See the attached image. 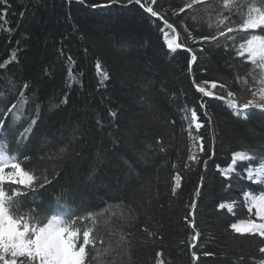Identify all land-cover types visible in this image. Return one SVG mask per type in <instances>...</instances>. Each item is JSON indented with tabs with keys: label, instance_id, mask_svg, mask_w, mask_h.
I'll return each mask as SVG.
<instances>
[{
	"label": "trees",
	"instance_id": "trees-1",
	"mask_svg": "<svg viewBox=\"0 0 264 264\" xmlns=\"http://www.w3.org/2000/svg\"><path fill=\"white\" fill-rule=\"evenodd\" d=\"M9 2L7 19L0 22V62L10 60L13 50L18 59L0 68V110L17 103L19 119L10 125L8 117L5 126L9 130L0 133V141L9 153L20 157L26 168L43 172L51 180L47 191L41 189L32 206L42 215L55 211L57 201L73 214L91 212L95 220L83 221L80 226L93 228L94 234L105 241L97 244L99 255L93 264H120L126 260L121 255L122 237L134 243L131 264H156L157 252L163 253L166 264H193V251L200 257L195 264H259L264 254L258 252V241L240 237L228 228L235 219L247 216L241 204V189L223 188V178L212 161L208 172L200 167L181 170L182 188L176 197L170 193L171 177L180 170L172 169L171 164H182L190 147L182 131V125L187 124L183 109L199 110L201 95L193 78L198 83L227 82L238 92V99H243L249 97L247 86L235 83V76L244 77L253 66L242 62L234 51L225 54L222 49H212L210 55L199 54V68L194 65L189 74L188 53L167 48L164 35L174 33L138 6L91 7L104 0H86L84 4L77 0L70 4L68 0ZM185 2L158 0L163 6L158 10L167 12L166 18L176 25L178 43L186 42L198 51L199 45L187 38L184 26L197 37L209 35L215 31L216 16L196 6V11L173 17L171 9ZM215 4L220 7V0ZM181 18L183 24L178 23ZM61 47L64 56L60 55ZM68 55L73 57L74 65L67 61ZM226 60L234 67H227ZM97 61L110 75L103 85L96 73ZM69 69L78 82L69 80ZM248 79L251 82V77ZM24 83L29 84L27 89ZM65 96L68 103H60ZM208 103L217 134L213 157L216 164L227 167L233 151L264 152V114L254 110L256 114L250 118H237L224 101ZM37 106V123L23 144L15 143L16 135L30 123ZM109 108L117 112L114 121L108 115ZM199 114L202 116V111ZM98 117L103 128L96 123ZM172 120L175 125L170 123ZM201 134L206 137V145H211L212 130L202 129ZM158 139L168 151L154 155L155 149L149 145H155ZM61 149H67V153L58 158ZM140 151L148 153L143 160L137 155ZM125 160L134 168L131 174ZM249 164L259 166L260 162ZM201 173L206 177L205 187L195 198L193 192ZM239 183L250 182L245 179ZM192 199H197L195 220L201 232L196 248L190 247L194 233L184 220L189 211L185 205ZM233 200L237 202L236 216L217 210L218 203ZM31 203L28 200L24 207ZM129 205L138 217L135 229L124 224ZM143 226L156 235L146 237ZM129 231L134 235L127 236Z\"/></svg>",
	"mask_w": 264,
	"mask_h": 264
},
{
	"label": "snow or ice",
	"instance_id": "snow-or-ice-1",
	"mask_svg": "<svg viewBox=\"0 0 264 264\" xmlns=\"http://www.w3.org/2000/svg\"><path fill=\"white\" fill-rule=\"evenodd\" d=\"M71 2L72 0H68L69 4ZM77 2L84 4L86 0H77ZM112 6H138L149 17L162 21L166 29L171 30L176 36L179 35L176 25L166 18L168 13H162L158 10V7H163L158 5V0H104L103 3L91 5L93 8H111ZM196 6L203 8L210 16L213 13L215 14V31L209 35L197 37L185 25L184 31L187 32V38L193 44L199 45V50L190 47L186 42L178 43L175 37L167 39L166 36L167 48L172 52L182 49L188 53L186 68L189 74L193 73L194 65L199 68V54L210 55L209 50L212 49H222L225 54L234 51L236 57L243 58L242 62L253 66L244 77L236 75L234 81L247 86L246 90L249 97L238 99V92L232 90L227 82L202 80L198 83L193 78L192 83L201 95L199 110L183 109L185 112L184 120L187 124L186 126L182 125V131L187 134L190 147L182 164L175 161L171 164L172 169L180 170L175 171V174L171 177L170 193L171 196L176 197L182 188L184 177L181 170L194 171L197 167H200L203 172H208L210 168L209 161H212L219 176L223 178L221 186L226 190L239 186L243 198L241 204L246 207V218L235 219L228 225V228L240 237H249L258 241V252L264 254V152H258L254 149L233 151L227 167L216 164L213 157L216 154L214 146L217 134L213 115L209 111L210 104L208 103L209 100L224 101L231 110V115L237 118L241 116L250 118L256 114L254 110H259V113L264 114V0H252V2H249V0H220V7L216 6L215 0H212V2H209V0H186L182 6L171 9V15L175 17L186 14L188 10L196 11ZM10 8L9 0H0V22L7 19V12ZM244 9H247L246 14ZM20 15L22 17L24 13L21 12ZM237 16L240 17L239 20L234 19ZM178 23L183 24V18ZM209 26H213L211 22ZM8 31L11 36V29ZM205 42H208L207 49ZM59 51L61 56L65 55L62 47ZM17 59V51L13 50L10 60L0 62V68ZM67 61L70 64H75L71 55L67 56ZM225 64L229 68L234 67L230 60H226ZM95 69L100 78V84H105L110 79L109 73L102 69V64L99 61L95 63ZM80 75H83V73H80ZM68 76L71 82H78L77 78L73 77L71 69H69ZM248 77H251V82ZM67 86L71 87V83ZM28 87L29 84L24 83L23 88L27 89ZM217 89L219 91H216ZM19 95L22 99L24 98L23 91ZM60 103L67 104L68 97L65 96ZM17 108L18 104L13 103L8 108L0 110V133H6L9 130L5 126L9 116H11L10 125L19 119L17 111H15ZM199 111H202V116ZM188 112H190V116L187 115ZM108 115L113 121L117 118V112L111 108L108 109ZM38 118L39 106L36 107L34 117L30 119V123L16 135L15 143L23 144L31 128L37 123ZM96 123L101 128L104 127L99 117ZM170 123L175 125L176 121L172 120ZM205 128L212 130L211 145H206V137L201 134V130ZM109 135H112L111 132H109ZM73 138L75 139V136ZM115 143L114 138L113 144L115 145ZM3 144L4 142L0 141V264H93L99 255L97 244L102 245L105 241L103 237L94 234L93 228H82L80 225L86 220L94 221L95 216L91 212L87 215L73 214L67 206L59 205V201H57L55 211L48 215H42L32 205L35 204L36 197L40 194L41 189L47 191L46 185L51 183V180L43 172L37 173L34 169L26 168L20 157L15 153H9ZM149 147L155 149L154 155L168 151V146L159 139L156 140L155 145H149ZM66 153L67 149H61L58 158H62ZM137 155L143 160L148 153L140 151L137 152ZM27 159L29 158L24 157V160ZM256 160L260 162V166L253 169L249 162ZM124 164L127 166L128 173L131 174L134 171L132 164L128 160H125ZM240 165L248 166L240 168ZM93 174H95V170ZM205 179L206 177L201 173L199 182L193 192L195 198L200 197L201 189L205 187ZM245 179L250 183H239ZM254 185L258 187H253ZM28 200H31L32 203L25 208L24 204ZM236 205L237 202L233 200L220 202L216 205V208L218 211L223 212L226 210L227 213L236 216ZM185 207L189 211L186 213L184 220L194 233L191 237L193 243L190 244V247L196 248L197 244L195 242L201 236L195 220L197 199H192ZM137 219L135 210L130 205L127 206V215L123 217L125 226L128 229H135ZM141 230L146 233V237L156 235L147 226H143ZM126 235L131 237L134 232L129 231ZM181 243H184V241H181ZM122 244L123 252L121 255L127 257V259H122L120 264H131L130 250L134 243L131 239L122 237ZM203 254L211 255V253ZM162 257V252L156 253V264H166ZM199 258L196 251L191 253L193 264ZM240 259L242 260L243 257ZM259 264H264V255L259 260Z\"/></svg>",
	"mask_w": 264,
	"mask_h": 264
},
{
	"label": "rangeland",
	"instance_id": "rangeland-1",
	"mask_svg": "<svg viewBox=\"0 0 264 264\" xmlns=\"http://www.w3.org/2000/svg\"><path fill=\"white\" fill-rule=\"evenodd\" d=\"M166 36H167V39H172L173 37H176V36H174V35H172V34H170V33H166L165 34V41H166V44H167V40H166ZM169 50V49H168ZM253 169H255V168H258L259 166H254V165H250Z\"/></svg>",
	"mask_w": 264,
	"mask_h": 264
},
{
	"label": "bare ground",
	"instance_id": "bare-ground-1",
	"mask_svg": "<svg viewBox=\"0 0 264 264\" xmlns=\"http://www.w3.org/2000/svg\"><path fill=\"white\" fill-rule=\"evenodd\" d=\"M176 38V37H175ZM177 40V39H176Z\"/></svg>",
	"mask_w": 264,
	"mask_h": 264
}]
</instances>
